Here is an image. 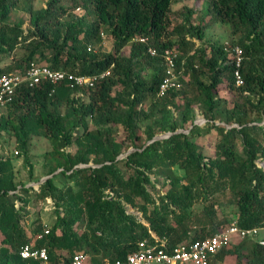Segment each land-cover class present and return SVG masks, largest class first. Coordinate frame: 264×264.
<instances>
[{"label": "trees", "instance_id": "16d2710c", "mask_svg": "<svg viewBox=\"0 0 264 264\" xmlns=\"http://www.w3.org/2000/svg\"><path fill=\"white\" fill-rule=\"evenodd\" d=\"M175 1L184 0H70L69 7L62 0H48L46 7L34 10L31 0H0V58L16 57L0 67V75L24 72L31 63L83 76L111 70L110 77L80 93L48 81L21 86L2 107L8 114H0V137L12 135L18 148L13 155L22 156L26 168L31 167L33 135L45 137L52 151L43 162V177H51L37 191L18 188L11 163L0 153V264H41L20 258L25 244L44 248L47 264H71L79 253L88 255L92 264H113L135 252L139 242H152V235L172 248L211 237L231 221L244 229L264 227V170L256 164L264 160V124L255 121L264 120V0H207L196 24L195 11H172ZM79 6L89 8L91 21L72 15ZM18 8L28 13L32 27V38L24 46L18 44L27 41L20 26L4 23ZM170 13L181 18L178 23L172 24ZM66 16L69 20L63 21ZM206 16L209 23L228 26L235 38L230 44L242 51L241 87L235 86V66L224 45L211 46L209 53L195 48L193 40L203 42L209 25H201ZM103 31L112 38V51L93 55L88 43L100 42ZM139 38L147 44L134 42ZM19 46L24 51L17 54ZM148 47L158 54L151 57ZM165 49L177 54L182 86L159 98ZM221 91L224 97H219ZM195 109L207 119L206 129L218 136L207 161L195 140L200 137L193 125ZM143 121L150 123L141 129ZM188 126L192 128L187 134L175 133ZM113 127L126 132L128 144L115 141ZM141 130L145 142L138 146ZM76 131L75 140L84 146L79 141L74 146ZM159 132L171 135L146 143ZM69 147L75 150L68 152ZM90 158L95 167L88 166ZM174 168L183 171L184 184ZM157 184L160 190L168 189L155 197ZM220 189L233 196L231 221L218 219L212 204L194 209V202L203 203ZM31 192L53 202L55 221L49 229L40 223L30 230L25 226ZM135 209L141 218L129 213ZM240 257L248 264H264V246L250 239L233 240L215 260L227 263Z\"/></svg>", "mask_w": 264, "mask_h": 264}, {"label": "rangeland", "instance_id": "374dc122", "mask_svg": "<svg viewBox=\"0 0 264 264\" xmlns=\"http://www.w3.org/2000/svg\"><path fill=\"white\" fill-rule=\"evenodd\" d=\"M30 1V0H29ZM31 5L32 8L34 10L37 9H41L46 7V4L48 2V0H31ZM62 5L64 7H69L71 5L70 0L66 1V0H62ZM205 7H207V0H184V1H175V3L171 6L172 11L176 12V11H180L183 8H188L191 9L193 11H195L196 17L195 20L193 19V23L196 24L198 23L199 17L202 16L205 13ZM90 12L89 8H87L86 10L83 9L81 6H79V8H77L72 15H74L76 18H83L84 17V21H91L92 20V14H88V12ZM170 19L172 21V24H176L178 23V21L181 19L179 17H175L174 14L170 13ZM199 16V17H197ZM69 16L64 17V20H69ZM203 23L201 25H208L206 31L204 32V39L203 42L199 41V40H193V43L195 44V48L198 47H202V48H206V52H208L210 50V47L213 45H225L226 43L229 44L231 41H234V37L231 34V30L229 29L228 26L223 25V24H212L209 23V17L206 16L205 18H203ZM5 24H7L9 27H12L14 25H19L20 29L23 31V37H26L27 41H25V43H22L21 40H18V44L24 46L25 44H27L31 38L32 35H30V31L32 30L31 24H30V20H29V15L28 13H26L25 11L21 10V9H17L11 12L10 16L4 21ZM101 34L103 36H101V41L100 42H92V43H88V47L91 48V53L93 55H100V54H107L109 52L112 51V38L111 36L106 33L105 31L101 32ZM22 46H19L16 50L17 54L19 50L24 51V48ZM128 47H126L125 49H123V54L127 53ZM210 52V51H209ZM208 52V53H209ZM16 59L15 55H11L8 58L2 60L0 58V67H4V66H8L9 64L13 63V61ZM146 76L149 75V71H147ZM226 95V93L224 91H221L219 94V97H224ZM228 106L230 107V104L228 103ZM60 110L62 112H65V107L61 106ZM0 114L1 115H7L8 111L7 109L4 108H0ZM172 117L173 119L177 118V114L176 112L172 109ZM256 124L258 125H263L264 124V120L263 122L259 121L258 118L255 119ZM150 122L149 121H143L139 124V127L141 129H143L146 125H148ZM196 123V124H194ZM194 123L193 125H196L199 128V132H200V137L195 139L196 143L199 147V151L201 152V154L205 157V161H207L208 158H210L211 156L213 157V152H214V147L216 145V143L218 142V136L217 133L214 130H208L206 129V123H207V119L203 116L202 112L199 111V109H195V119H194ZM225 125L224 122H219L216 121L215 125ZM34 126H37V124H35ZM235 126V125H232ZM111 127L112 126H108ZM191 126H188V130L184 131V130H179L180 133H185L187 134L188 131L191 129ZM230 128V127H228ZM38 128H36L37 130ZM93 126L91 124H89V130H92ZM114 130V137H115V141H124L125 144H128L129 141L126 139V132L120 128V127H113ZM38 131V130H37ZM141 131H138V135L141 136V140L138 143V146L143 144L145 142V136L141 134ZM166 134H171V133H158L157 136H165ZM73 137V141L75 142L74 146L78 145V141L79 140H75L76 137L79 135V133L76 131ZM12 135L9 133H2L1 137H0V153H2L4 155V157H7L9 162L11 163V169L13 172V180L14 183L18 186V188L21 187V185H25V187H32L34 189V191L38 190V186L41 184V181L45 178L44 176V169H43V162H44V155L46 153H49L52 151V147L50 142L43 136H39V135H33L31 138V143H30V147H29V162L31 164L30 168H26L23 164V157L22 156H18L17 158L13 155L14 150H18V148L16 147V143L14 142V139L11 137ZM80 144L79 146H84L83 143H81V141H79ZM149 141H147L146 143H148ZM264 145V144H263ZM239 146V145H238ZM241 147H238V150H240ZM68 152H72L75 150V147H69L66 149ZM132 151V148L130 147L129 149H127L126 151L123 150L122 153L123 155L126 153H129ZM123 158V157H121ZM120 158V159H121ZM264 163V160H257L256 164L258 165V167H261L262 164ZM89 166L91 167H95L93 165V162L89 161ZM121 171L122 173L128 174V170H126L122 165H120ZM29 169L32 173V175H29ZM174 173L181 179L182 183L184 184L185 180L183 178V171L179 170L177 168L173 169ZM58 171H56L54 174H56ZM127 177V176H126ZM151 178H153V175H151ZM160 184L156 185L155 191H153L155 193V197H157V194H165L166 190L168 189V186L163 187L160 190ZM196 195V194H195ZM197 196V195H196ZM30 197V203L28 205L27 211H28V217L25 223V226L27 228V230L33 229V226H36L37 223H40V225L42 227H46L44 229H49L50 226H52V224L55 221V214L53 213V202L49 199L46 200H40L37 199L36 193L35 192H31L29 194ZM233 196L230 193V191H228L227 189H220L219 193H216L213 196H210V198L208 200H206L203 203H199L200 200H197L194 205V209H198L199 207H201V205H210L212 204L214 206V209L216 211V215L218 219L223 218V216H225V218L229 221H231V213L233 212ZM211 202V203H210ZM129 207V206H127ZM129 213H133L134 215H136L138 218H141V214H139L137 212V210H130ZM225 214V215H224ZM143 222V221H142ZM82 231V230H81ZM260 238H264V231L259 233L258 239ZM0 239H1V235H0ZM221 263H225V264H248L247 260L244 258H239V260H237L236 258L234 259H228V262H223L221 261Z\"/></svg>", "mask_w": 264, "mask_h": 264}, {"label": "built area", "instance_id": "2783aa9c", "mask_svg": "<svg viewBox=\"0 0 264 264\" xmlns=\"http://www.w3.org/2000/svg\"><path fill=\"white\" fill-rule=\"evenodd\" d=\"M103 36V35H101ZM142 44H147V39H136ZM88 50H91L88 47ZM224 51L232 58L234 63L233 77L236 87H241L244 81L239 73L242 64V51L239 46L225 44ZM147 53L155 57L158 53L153 47L147 48ZM164 65V76L159 84L157 97L162 98L167 93L181 89L180 78L182 72L176 68L177 54L173 49H165L162 54ZM111 76V70H105L101 73L90 76L73 75L61 71H52L47 66L31 63L24 72H10L0 75V107H5L13 101L16 92L21 86L34 87L43 82H50L54 86L61 83L66 84L70 89L80 93L82 90H88L95 87L96 84ZM14 155L18 152L14 151ZM263 228L244 229L237 226L235 221H231L225 228L211 237L203 240L183 242L172 248L166 246L165 239H158L154 235L153 241H141L135 252L129 254L124 261H118L113 264H225L217 262L215 256L224 247L233 240L242 241L250 239L264 246V238L258 239L259 233ZM42 234L37 236L40 239ZM19 256L22 260L40 261L41 264H47V253L44 248L35 249L32 244H25L20 248ZM71 264H92L88 255L79 253L72 257Z\"/></svg>", "mask_w": 264, "mask_h": 264}, {"label": "water", "instance_id": "95a60500", "mask_svg": "<svg viewBox=\"0 0 264 264\" xmlns=\"http://www.w3.org/2000/svg\"><path fill=\"white\" fill-rule=\"evenodd\" d=\"M194 124H196V123H194ZM175 133H176V134H177V133H180V131H176ZM170 135H171V134H166L165 136H155V137H154L151 141H149L147 144L152 143V142H154V141H158V140L166 139V138H168ZM121 157H122V156H120V157H118V158H121ZM88 166H89V165H88ZM261 168L264 170V163L262 164ZM50 177H51V176L44 178V179L41 181V183L44 182L45 180H47V179L50 178Z\"/></svg>", "mask_w": 264, "mask_h": 264}, {"label": "clouds", "instance_id": "9594fccd", "mask_svg": "<svg viewBox=\"0 0 264 264\" xmlns=\"http://www.w3.org/2000/svg\"><path fill=\"white\" fill-rule=\"evenodd\" d=\"M140 39V38H139ZM136 39H134V42H138V41H135ZM140 43V42H139Z\"/></svg>", "mask_w": 264, "mask_h": 264}]
</instances>
